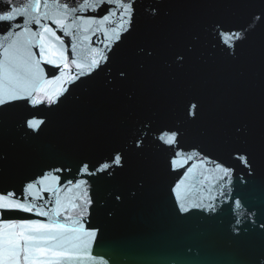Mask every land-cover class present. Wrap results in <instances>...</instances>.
<instances>
[{
    "label": "water",
    "instance_id": "1",
    "mask_svg": "<svg viewBox=\"0 0 264 264\" xmlns=\"http://www.w3.org/2000/svg\"><path fill=\"white\" fill-rule=\"evenodd\" d=\"M64 2L77 11L41 0L39 24L0 30V90L31 92L0 107V197L32 208H0V231L64 225L38 241L65 253L38 255L59 264H264V0H136L115 44L123 9ZM169 130L176 143L162 145ZM117 150L122 166L79 174Z\"/></svg>",
    "mask_w": 264,
    "mask_h": 264
},
{
    "label": "snow or ice",
    "instance_id": "2",
    "mask_svg": "<svg viewBox=\"0 0 264 264\" xmlns=\"http://www.w3.org/2000/svg\"><path fill=\"white\" fill-rule=\"evenodd\" d=\"M15 0H0V30H3L5 34L3 35V39L7 40L9 37L18 36L19 33L16 31L20 27L19 24L13 23L16 21L17 17H29L32 21H34L36 24H39V20L35 19L33 17V12H38L41 7V0H28V2L24 6H14ZM58 6L63 8H68L71 12H76L77 9L75 7L69 6L67 2H64L62 4L59 3V0H57ZM92 4H115L117 7L123 9L121 15H127L128 19L125 21V23L128 25V27L124 28L122 32L118 33L116 35V39L113 41V43H117L122 39V36L124 32H129L131 30V24H132V18L135 14V6H136V0H91ZM44 6H48V0H44ZM89 6V0H84V4L80 6L79 10H84L85 7ZM109 15H114L115 13L111 11V9L108 10ZM109 15H104L102 19L104 21L109 20ZM79 18V17H77ZM255 19L259 20L260 17H256ZM30 21L28 19L25 20V24L29 23ZM58 26L63 27V24L61 21H54ZM25 31H30L29 29L25 28ZM51 29L48 28L47 25H45L42 29V33L50 32ZM55 35V33H52ZM229 36L233 40H239L242 38V34L240 32H230V33H224L221 36V39H223V36ZM56 39H60V37H56ZM228 43L227 41H225ZM15 43V42H13ZM231 46V45H230ZM7 51V49H5ZM102 59L106 62L108 57L102 56ZM75 63V61H73ZM77 68H82L83 66L80 64L76 65ZM100 67V61L99 60H92L91 62V70L94 71L97 68ZM91 74V72H89ZM121 75H124L121 73ZM78 78V77H77ZM26 91V95L21 96L19 95L16 90H9L7 94H4L2 90H0V107H3L4 105L12 104L16 100H28L29 97H31V92ZM30 103L32 106H36L38 103H41V101L32 98L30 100ZM197 108V105L195 103L189 104V108L187 111V114L189 116L195 115V109ZM26 126L33 131H36L40 128V126L44 123V121L31 118L25 120ZM178 136V133L175 131L169 130L168 132H163L161 135L157 137L158 141L161 142L162 145H168L172 146L176 143V138ZM142 144V140L137 139L136 146L139 148ZM176 156H179L180 153H176ZM123 157L121 155V152L117 150L114 155H111L109 157V162H104L100 164L98 168H95L94 170H89V165L87 163L81 164V167L79 169L80 175H95L98 172L101 171H107L108 169L114 167V166H122L121 161ZM242 160H244L245 163H247L246 157H241ZM176 158L175 156L171 160V165L173 169L176 168ZM217 167H220L217 165ZM63 168L54 169V171L60 172L63 171ZM70 171V169H69ZM231 170L228 168H223V172L225 175H227ZM35 184H39L40 180H36L34 182L27 184V189L33 188ZM68 184H72L73 182L69 180L67 182ZM80 183H86V181H78L77 184ZM13 196V193H7L6 197H0V208L3 209H19L27 212H31L32 208L25 207L21 203H13L9 202L10 197ZM116 199L119 200L120 197L116 196ZM239 203V202H237ZM39 215H47L46 212H40L37 213ZM59 214V213H57ZM10 228H15L17 225L13 221H6ZM20 231H8L3 232L0 231V264H59V260H41L38 258L39 256H45L49 252L53 256H63L65 255L64 252H56L48 247H41L38 241H47V240H57L58 236L56 233H60L65 231L64 225H45L41 224L37 221H31V220H22L19 222Z\"/></svg>",
    "mask_w": 264,
    "mask_h": 264
}]
</instances>
